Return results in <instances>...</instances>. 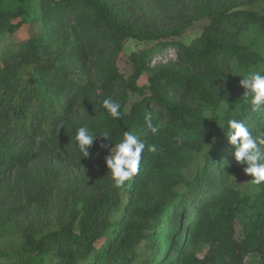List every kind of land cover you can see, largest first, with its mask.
<instances>
[{
    "label": "trees",
    "instance_id": "obj_1",
    "mask_svg": "<svg viewBox=\"0 0 264 264\" xmlns=\"http://www.w3.org/2000/svg\"><path fill=\"white\" fill-rule=\"evenodd\" d=\"M156 1L170 11L182 0ZM139 3L0 0V34L10 36L0 45V231L14 224L21 252L50 256L46 264H134L142 241L150 254L140 264H243L249 254L264 264V184L236 190L244 165L224 134L237 119L264 138V111L251 110L239 84L242 74H264V9H252L264 0H190L189 21L154 28L138 21ZM201 17L208 24L183 42L182 29ZM23 26L34 31L21 35ZM128 39L152 45L130 54L125 76L117 59ZM160 49L174 60L149 68ZM109 98L121 105L119 120L102 106ZM148 114L158 131L142 135L140 171L117 188L102 141L85 157L74 133L107 130L115 146L134 126L143 132ZM61 153L81 173L76 183L60 177L66 169L36 181L34 161ZM34 209L56 216L25 224ZM197 244L207 246L203 257Z\"/></svg>",
    "mask_w": 264,
    "mask_h": 264
},
{
    "label": "rangeland",
    "instance_id": "obj_2",
    "mask_svg": "<svg viewBox=\"0 0 264 264\" xmlns=\"http://www.w3.org/2000/svg\"><path fill=\"white\" fill-rule=\"evenodd\" d=\"M139 10L138 14V21L145 27L154 28L155 26H172L178 23H182L185 21L190 20V9H189V2L190 0H182L181 2L177 3L172 10H166L158 1L156 0H139ZM252 9L262 11L264 9V4L262 3H254L252 5ZM208 24V19L201 17L198 19L191 20L189 24H187L181 31L180 39L185 43H190L194 38H196L204 27ZM28 26H23L19 30V34L26 35L29 34ZM33 30L30 31L33 32ZM10 41V36L4 32L0 34V45L4 44L5 42ZM152 44L141 42L135 39H128L125 41L123 45V49L117 59V66L121 73L125 76H128L132 72V66L130 62V54L132 52H139L144 48L151 46ZM175 52L171 49H160V51L152 57L151 61L149 62V68L153 67L155 64L158 63H166L169 60H174ZM151 74L150 69L145 70L138 78L137 84L143 85L148 84V76ZM82 80L84 77L79 74L78 75ZM131 100L138 98L136 95L131 93L129 95ZM132 130H138V127L134 126ZM38 141L35 143V149L38 148ZM48 156L52 157L53 155L50 154L51 146L48 145ZM40 154L39 156H41ZM59 160H49L47 156L42 158H37L34 163L36 167L39 169L37 170L33 176L35 177L36 181L41 182L43 179H39L38 175H46V171H62L66 169V176L61 175L60 177L63 179L69 178L70 182L76 183V175L78 178L81 176L79 171H76L73 166L65 159L64 154H59ZM62 158V159H61ZM246 165L243 166V168ZM240 171L238 176H235L233 182L237 185L236 190L241 194L243 192L251 194L253 191L259 189V186L252 184L251 179L252 177L249 174H246L244 171ZM60 169V170H59ZM80 169V168H79ZM63 173V172H61ZM79 173V174H78ZM15 179V175H12V180ZM57 200V199H54ZM47 210V211H46ZM44 209L43 211H39L34 209L31 211L32 214V221L28 223H33L36 225L44 226L46 221H42L45 219V213L52 214V216H56V210L51 209ZM22 219L26 218V209L21 212ZM15 219H19L16 216ZM4 227L0 231V264H46L49 263L52 258L47 255H26L21 252V244H22V233L19 229L16 228L14 224L9 223L8 221L5 222ZM243 226L241 223L237 224V236L243 235ZM194 252L199 257H203L205 252L207 251V246L203 244H197L193 247ZM138 257L134 264H140L141 261L150 254V250L146 245L145 241H142L138 246ZM259 256L255 254H249L245 257L243 264H258Z\"/></svg>",
    "mask_w": 264,
    "mask_h": 264
},
{
    "label": "clouds",
    "instance_id": "obj_3",
    "mask_svg": "<svg viewBox=\"0 0 264 264\" xmlns=\"http://www.w3.org/2000/svg\"><path fill=\"white\" fill-rule=\"evenodd\" d=\"M239 84L245 90L243 97L251 105L253 112L264 111V74L251 71L240 75ZM103 108L116 120L121 118V105L112 99L102 101ZM145 130L125 131L123 138L115 146H110L107 141H112L109 131H96L86 125L77 128L74 140L80 155L87 157L89 148L98 138L102 141L98 147L105 149V164L114 182L119 188L125 186L126 182L140 171L141 156L145 149V142L141 138L148 132L155 134L158 129L152 123L150 114L144 117ZM98 133L99 135H95ZM228 142L234 147V160L239 165H246L243 171L249 174L254 185L264 184V138H257L249 131L246 125L237 119L227 121L224 132ZM234 178V177H233Z\"/></svg>",
    "mask_w": 264,
    "mask_h": 264
}]
</instances>
